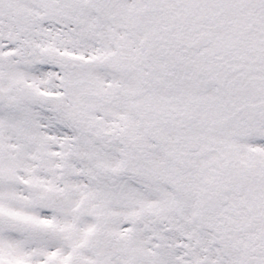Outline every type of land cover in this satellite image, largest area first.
<instances>
[{
	"label": "snow or ice",
	"instance_id": "1",
	"mask_svg": "<svg viewBox=\"0 0 264 264\" xmlns=\"http://www.w3.org/2000/svg\"><path fill=\"white\" fill-rule=\"evenodd\" d=\"M0 264H264V0H0Z\"/></svg>",
	"mask_w": 264,
	"mask_h": 264
}]
</instances>
